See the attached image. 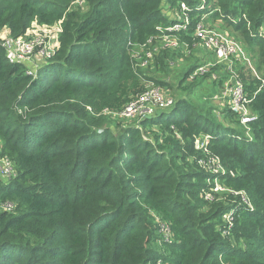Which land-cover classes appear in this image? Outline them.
Instances as JSON below:
<instances>
[{
  "label": "trees",
  "instance_id": "trees-1",
  "mask_svg": "<svg viewBox=\"0 0 264 264\" xmlns=\"http://www.w3.org/2000/svg\"><path fill=\"white\" fill-rule=\"evenodd\" d=\"M183 2L194 23L222 20L249 46L261 79L241 74L257 119L246 129L229 109L236 127L180 98L114 129L122 121L105 108L123 109L149 81L168 85L139 66L137 49L178 34L183 43L156 57L169 75L192 47L193 24L171 31L163 8ZM59 23V47L37 76L7 58L4 33ZM262 26L264 0H0V156L15 164L8 183L0 175V264H264ZM211 55L194 49L184 81ZM206 135L225 173L200 163Z\"/></svg>",
  "mask_w": 264,
  "mask_h": 264
},
{
  "label": "built area",
  "instance_id": "built-area-1",
  "mask_svg": "<svg viewBox=\"0 0 264 264\" xmlns=\"http://www.w3.org/2000/svg\"><path fill=\"white\" fill-rule=\"evenodd\" d=\"M180 5L182 15L179 13L171 15L170 19L175 18L176 20L173 26H170V30L184 29L186 31L188 26L193 24L194 31L191 33L192 47L187 48L189 49V53L197 49L212 53L216 58L200 64L193 73V76L198 74L205 75L210 72L213 80H219L222 76H225L226 81L222 88L224 96L228 99L230 109L239 116L243 125L248 129L251 122L257 119V115L250 105L252 98H250L247 92L241 74V72L244 74L242 68L244 66L247 67L252 74L261 79V76L254 67L251 54L233 35L205 23L204 19L208 16L207 14L199 16L200 19L196 20L194 23L189 6L186 5L185 2ZM61 30L62 26L60 23L50 28L35 25L31 30H28L24 36L13 37L9 34L4 35L2 38L6 49V56L13 63L30 64L31 69L28 73L36 75V70L41 68L59 47V33ZM46 31L53 32L55 37V44L53 46H48V40H50L51 35L45 34ZM259 32L260 34L264 33V26L261 27ZM158 40L161 42V48L164 45L176 49L183 43L179 35L172 32L161 35L156 41ZM156 41L153 42L151 40L150 44H154ZM184 44L188 46L187 42ZM161 48L155 46L154 52H146V59L142 63L138 62V64L147 66L152 62L154 55L156 57L159 55ZM38 58L43 59V63L40 62ZM213 68H216V70L213 71ZM224 70H226L227 73H224ZM262 81L264 83V79ZM175 105L176 100L166 87L151 82L147 85V89L142 94L131 100L123 109L113 111L110 108H105L101 113L119 118H138V120H141L142 118H147L149 115L153 116L160 111L170 109ZM209 138L210 136L206 135L203 139H196V148L203 149L207 156L206 158H202L200 163L214 174L221 172L225 173L226 170L221 164L220 159L211 155L206 147L209 143ZM0 175L5 183H8L11 178L15 176V164L9 159L1 156ZM225 190L226 188L216 180L215 191L220 193ZM3 207L5 209H11L13 206L11 203L6 202ZM229 218L230 216L228 215L227 219ZM157 264L164 263L159 261Z\"/></svg>",
  "mask_w": 264,
  "mask_h": 264
},
{
  "label": "rangeland",
  "instance_id": "rangeland-1",
  "mask_svg": "<svg viewBox=\"0 0 264 264\" xmlns=\"http://www.w3.org/2000/svg\"><path fill=\"white\" fill-rule=\"evenodd\" d=\"M186 5L189 4L186 3ZM78 8L82 12H85L88 9L87 6L82 2L78 4ZM163 8H164V12L167 13L168 15H172L176 13L182 15V12L179 11L178 6L170 7L169 4H165ZM208 25L209 26L212 25L214 27L219 28L222 31H226L230 35L233 34L231 29H229L228 27L222 24V20L209 21ZM31 29L32 28H30L29 30ZM45 34L51 35L50 40H48V46H53L55 44V37L53 35V32L46 31ZM242 44L243 46L245 45L249 49V46L246 45L244 42ZM155 46L161 48V42L158 40L154 44L148 43L146 46L139 47L137 49L138 62L142 63L146 59V52H154ZM175 52L179 53L180 50H176ZM177 58L179 60H177L174 64H172L169 75H165L162 72L161 68L157 70L155 55L152 58V62L149 63L147 66H141V65L139 66L145 71L149 70V72H146L148 76L157 77L161 80L168 82L167 88L170 91L171 95L176 100H179L180 98L191 99L192 101L200 105L199 107L200 109H203L204 111L205 110L212 111L213 116H215L219 121L228 122L225 124H232L236 127H240V124H238V122L235 121V118H229V116L226 115V112L230 108L228 99L225 98L224 91H222L218 86H216L213 80L209 76L203 77L202 75H197L194 78H191L190 77L191 75L189 74L188 76H186V80L184 81L183 78L190 70V66L193 63L198 62L197 59H191V54L189 53V49H186L185 53L183 55H178ZM209 58L211 60L216 59L214 55L209 56ZM252 58H253L254 67L256 68L258 74L260 75L255 64V59L253 56ZM255 58L257 59L256 56ZM38 60L43 63V59L38 58ZM39 69L36 70V76L39 72ZM242 71L244 72V75L249 73L248 68L245 66L242 68ZM224 73H227V71L224 70ZM181 80L183 81L181 82ZM151 82L153 81L147 82L146 85L150 84ZM236 118L239 120L238 115H236ZM114 120H117L119 122L122 121V123L119 124L114 122L112 124V127L114 129L124 128L128 123H139L138 118L115 117ZM241 124L243 123L241 122ZM0 149H1V145H0Z\"/></svg>",
  "mask_w": 264,
  "mask_h": 264
},
{
  "label": "clouds",
  "instance_id": "clouds-1",
  "mask_svg": "<svg viewBox=\"0 0 264 264\" xmlns=\"http://www.w3.org/2000/svg\"><path fill=\"white\" fill-rule=\"evenodd\" d=\"M180 4H181V3H179L178 6H179ZM188 6H189V5H188ZM4 35H8V34H7V33H4L2 36H4ZM190 54L192 55L193 52H191ZM195 55H196V56H200L198 53L195 54ZM47 62H48V61H47ZM47 62H46V63H47ZM201 64H202V63H201ZM199 65H200V64H199ZM199 65H198V66H199ZM198 66L196 67V69L198 68ZM196 69H195V70H196ZM195 70L192 71V72L190 73V75H191L190 77H191V78H194L195 76H197V75H194V76H193V73L195 72ZM198 75H201V74H198ZM205 75H207V74H205ZM202 76H203V75H202ZM211 79H212V78H211ZM212 80H213V79H212ZM154 83H155V82H154ZM155 84H156V83H155ZM156 85H159V84H156ZM160 86H163V85H160ZM163 87H166V88H167V86H163ZM219 88L222 90L223 86H219ZM167 89H168V88H167ZM174 99H175V98H174ZM175 100H176V99H175ZM176 102H177V100H176ZM173 108H174V107H172V108H170V109H167V110H163V111H170V110H172ZM229 109H230V108H229ZM229 109H228V110H229ZM232 112H233V111H232ZM233 113H234V112H233ZM234 114H235V113H234ZM151 116H152V115H149L148 117H151ZM240 124H241V120H240ZM241 125H243V124H241ZM243 126H244V125H243ZM244 127H245V126H244ZM249 127H250V125H249ZM245 128H246V127H245ZM246 129H247V128H246ZM209 136H210V135H209ZM0 151H1V149H0ZM1 178H2V177H1ZM2 180H3V179H2ZM3 181H4V180H3ZM4 183H5V181H4Z\"/></svg>",
  "mask_w": 264,
  "mask_h": 264
}]
</instances>
